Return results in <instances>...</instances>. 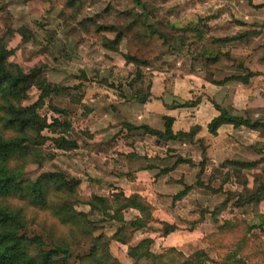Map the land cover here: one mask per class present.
Returning a JSON list of instances; mask_svg holds the SVG:
<instances>
[{
  "label": "trees",
  "instance_id": "16d2710c",
  "mask_svg": "<svg viewBox=\"0 0 264 264\" xmlns=\"http://www.w3.org/2000/svg\"><path fill=\"white\" fill-rule=\"evenodd\" d=\"M141 8V15L148 17L150 7L143 0H133ZM176 0H165L172 3ZM55 4L63 6L66 22L77 24L88 37L96 39L101 47L109 53H119L125 33L122 29L110 25H103L94 19L79 22L77 16L82 8V0H29L28 15L40 18L49 14ZM263 8L264 5L255 6ZM202 21V20H201ZM238 22V21H237ZM236 22V23H237ZM205 23V24H204ZM239 25H245L238 22ZM148 30V29H147ZM175 33H182L181 43L186 44L188 36L192 35L195 42L203 43L208 28L206 21L192 24L184 29H171ZM23 41L33 40V34L27 28L18 32ZM115 34L110 39L106 34ZM149 34L162 39L166 47L173 45L172 37L166 31L149 27ZM264 35V25L251 26L248 30L234 36L212 39L214 46H226L232 43H248L251 39ZM14 33L0 39V264H123L110 249L112 242L128 245L135 231L151 227L154 222V207L146 198L140 195L126 196L122 191H115L110 196L82 193V180L75 178L64 170L46 172L36 180L25 179L26 169L31 165L41 166L44 162L36 155L35 149L52 142L56 150L73 152L79 145L71 135L73 131L69 113L53 105L54 97L70 90L68 87L53 85L46 80L45 65H36L31 69H24L19 64L11 63L10 58L15 50L9 47ZM181 50V49H179ZM250 65L254 72L248 71L245 76H231L218 82L207 74V80L216 85H223L229 81L248 83L251 78L264 77V45L257 47L250 53ZM222 55L215 56L207 53L204 47L194 61H205L207 67L217 65ZM127 65L137 67L147 66L146 61L132 55H125ZM84 78L85 75L83 73ZM78 86V87H77ZM76 85L75 89L84 88ZM110 84L109 87L113 88ZM36 88L40 92L38 100L31 105H24L30 98V92ZM149 96V95H148ZM47 100H49L47 102ZM212 101V100H211ZM199 101L186 102L175 105L176 108H191ZM220 113L208 126L209 132L216 135L223 125H233L235 128L246 127L254 131L264 132V123L252 121L250 118L234 117L229 112L212 101ZM48 104L54 113L65 116V119L52 118L51 121L41 111ZM164 130L158 131L146 125L135 126L127 124L129 131H141L155 137L158 142L188 141L194 142L200 127H194L189 132L174 133V119L164 117ZM45 132H51L55 137H48ZM202 161L198 164L200 173L193 185L185 184L184 180L175 181L184 186V190L175 195L174 202L183 200L195 188L204 189L213 195L224 194L225 199L215 205L213 209H200L199 217L195 221L187 222L192 230L203 223L205 216L211 214L213 220L219 224L217 232L206 236L202 242H189L182 247H172L164 253H154V240L145 238L136 245H128V256L132 264H264V239L252 237L255 230L264 229V214L260 212V205L264 203V153L259 152L261 158L257 161L232 160L225 162L210 178L208 184L203 181L207 164V148L200 142ZM180 164H192L190 159L179 157L174 170ZM259 171L253 175V187H249V179L243 174L245 171ZM220 180L218 188L213 182ZM234 183L239 190L225 189V185ZM242 187V190H241ZM251 205L260 221L259 225H249L237 219H225L219 223L221 217L230 208L240 209ZM87 206L90 211H79L77 207ZM135 210L139 213L135 219L126 221L125 213ZM94 214L102 215L106 221L119 224L111 238L96 235L100 224L90 217ZM162 234L167 237L179 229L175 224L161 223ZM37 228L39 233L29 234L31 228ZM230 241L232 242L230 245ZM203 242L216 246L220 250L221 259L211 257L210 249ZM88 245L84 254L74 256L73 249ZM232 251L229 252V250Z\"/></svg>",
  "mask_w": 264,
  "mask_h": 264
},
{
  "label": "crops",
  "instance_id": "0c3cea01",
  "mask_svg": "<svg viewBox=\"0 0 264 264\" xmlns=\"http://www.w3.org/2000/svg\"><path fill=\"white\" fill-rule=\"evenodd\" d=\"M220 1L226 0H209L216 5ZM251 3L260 6L264 5V0H241L240 7H236L233 1H226L227 6H234L237 11L235 14L232 9L235 20L245 24H234L238 30L235 34L251 26L264 25V7L254 9ZM225 16L226 13L221 18ZM222 19H215L211 26L214 27ZM261 45H264V35L250 40L244 46V51L249 54L250 49L252 51ZM205 69L183 76L157 73L158 78L153 81L149 96L145 97L127 91L117 95L112 88L103 86L105 82L94 83L93 86H84L83 95L76 99L77 105L69 103L68 109L74 112L71 117L68 116L73 125L71 135L79 147L75 153L64 152L67 157L63 169L82 180V189H86L87 196L96 194L106 197L115 191H122L126 196L137 194L146 198L155 209L151 227L135 231L128 245H136L150 238L155 243L157 240L163 243L167 241L168 245L165 246L180 247L189 242H201L217 231L219 224L211 214H207L203 223L192 230H187V222L198 219L201 206L213 209L210 202L204 201L214 198L222 202L220 194L212 195L204 189L195 188L183 200L175 203L173 199L184 190V186L175 181L183 179L187 185L197 181L200 173L198 164L202 161L200 142L207 148L208 160L203 175L206 184L216 171H223L220 167L225 162L257 161L261 158L259 152L264 153V132L244 126L235 128L233 125H223L216 135H212L208 129L209 124L220 115L212 101L226 109L231 116L264 123V77L251 78L246 84L229 81L221 86L207 80V74L221 82L231 76H245L248 71L254 72L249 58L241 59L239 65L227 63L222 58L217 65ZM83 83L86 85V82ZM190 101L199 103L191 108L172 107ZM164 117L174 119V133L189 132L194 127H200L194 142H158L155 137L141 131L127 129V124H132L163 131ZM179 157L190 159L192 164H180L174 170L167 171L175 166ZM224 188L239 190L234 183L226 184ZM129 212L139 215L135 210ZM235 212L238 214L239 210ZM261 213L264 214L263 206ZM225 219L229 218L224 213L219 217V223ZM252 219L253 216L250 217ZM162 222L175 224L179 229L164 237L161 233ZM253 224H258L255 219ZM128 245L125 247L128 248Z\"/></svg>",
  "mask_w": 264,
  "mask_h": 264
},
{
  "label": "rangeland",
  "instance_id": "374dc122",
  "mask_svg": "<svg viewBox=\"0 0 264 264\" xmlns=\"http://www.w3.org/2000/svg\"><path fill=\"white\" fill-rule=\"evenodd\" d=\"M226 1H220L216 5L211 4L209 0H176L172 3H166L165 0H143L145 5L151 9L148 17L144 18L139 16L142 12L141 8L133 0H82V8L77 16L79 22L94 19L99 24L110 25L124 31L125 36L120 46V52L114 54L106 52L96 39L86 36L76 23L64 21L62 17L65 15V10L59 4H55L49 14L35 18L28 15L29 0H0V39L9 36L11 32L14 33L9 44V47L15 50V54L10 58L11 63L19 64L26 70L39 64L45 65V76L49 83L71 88L52 100L53 105L66 110L69 117H71L74 112L72 109H68L69 103L77 105L76 99L78 96L83 95L84 91L83 88L75 89L73 87L78 84L83 85V82H86L85 86L105 82L103 86L107 89L110 88L111 83L114 85L112 90L117 95L118 93L125 94V91H127L131 94L137 92L140 97H145L149 95L153 81L158 78L157 73L165 72L183 76L186 73H198L206 70L205 61L193 60V58L199 57L203 47L211 56H215L218 52L225 55L222 58L227 63L239 65L241 59L249 58L251 49L249 54L244 51V46L247 43H232L222 47L212 45V39L221 38L222 35L225 37L234 36L238 31L235 28L237 24L235 14L237 11L234 10V6H227ZM229 1L235 2L236 7L241 5V0L240 3L239 0ZM232 9L235 14H233ZM225 13L226 16L222 19L221 17ZM239 15L241 16V13ZM217 18L218 20L222 19V21L212 27L211 25L216 22L215 19L217 20ZM201 20L206 21V27L209 30L206 35L209 34L204 37L203 43H194V38L190 35L185 40L186 44L182 45V33H175L171 30L172 28L184 29L192 24L202 22ZM150 26L169 33L173 41L172 47H166L162 39L151 36L149 34ZM22 28L29 29L34 39L23 41L18 33ZM106 36L110 39L115 38V34L112 33L106 34ZM125 55L135 56L146 61L148 65L142 67L129 66L124 60ZM83 73L85 78L82 76ZM39 96L40 92L34 88L30 92L29 100L24 105L35 103ZM41 113L50 121L54 117L65 119V116L54 113L48 104ZM45 135L55 137L51 132H45ZM34 151L36 155L43 158L44 162L41 166H29L25 172V179L36 180L43 173L64 170L63 166L67 155L63 151L56 150L52 142H48L45 146L36 148ZM73 153L75 152L73 151ZM256 172L259 171L243 172L249 179L250 188L253 187V175ZM213 185V187L218 188L220 180L214 181ZM85 192L86 189H82L84 195L87 194ZM219 197L225 199L224 194H220ZM205 202H210L214 207L219 203V200L212 198ZM262 206L264 207V203L260 205V212ZM77 209L87 213L90 211L87 206H79ZM200 209L205 208L201 206ZM235 210L230 208L225 212V216L231 220L235 218L245 221L249 225H256L253 224L255 219L257 225L260 224L251 205L238 209V214ZM251 216H253L252 220H250ZM135 217L134 212L128 211L125 213L126 221H131ZM90 218L101 225L100 230L96 233L98 236L103 234L107 238H111L119 226L117 222L106 221L100 214L91 215ZM187 226V230L192 227L189 224ZM28 231L30 235L41 233L35 227ZM157 237L159 236L157 235ZM252 237H262L264 239V229L255 230ZM231 243L230 241V245ZM172 244L173 242L170 245ZM203 244L210 249L213 259H221V251L216 250V246L206 242H203ZM165 245H168L167 241L163 243L157 240L152 250L158 254L172 248ZM88 248V245L74 248L73 254L74 256L84 254ZM110 249L112 254L123 264H132V260L128 256V248L125 245L112 242ZM141 264H146V262ZM207 264L215 263L209 262Z\"/></svg>",
  "mask_w": 264,
  "mask_h": 264
}]
</instances>
